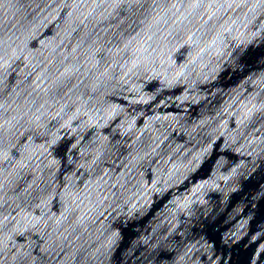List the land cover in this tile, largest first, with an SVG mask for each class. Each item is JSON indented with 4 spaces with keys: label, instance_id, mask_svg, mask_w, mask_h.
<instances>
[{
    "label": "water",
    "instance_id": "obj_1",
    "mask_svg": "<svg viewBox=\"0 0 264 264\" xmlns=\"http://www.w3.org/2000/svg\"><path fill=\"white\" fill-rule=\"evenodd\" d=\"M0 264H264V0H0Z\"/></svg>",
    "mask_w": 264,
    "mask_h": 264
}]
</instances>
